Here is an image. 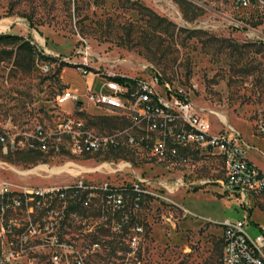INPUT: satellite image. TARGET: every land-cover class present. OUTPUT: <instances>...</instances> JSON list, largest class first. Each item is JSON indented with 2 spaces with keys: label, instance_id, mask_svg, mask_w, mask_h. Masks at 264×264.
<instances>
[{
  "label": "rangeland",
  "instance_id": "374dc122",
  "mask_svg": "<svg viewBox=\"0 0 264 264\" xmlns=\"http://www.w3.org/2000/svg\"><path fill=\"white\" fill-rule=\"evenodd\" d=\"M0 33L24 37L0 41V133L6 137L0 179L15 188L79 180L139 183L147 191L141 207L117 213L123 232L113 233L109 220L101 223L99 235L111 250L99 261L117 258L140 223L142 264H220L222 223L244 216L238 197L223 191L220 157L190 147L178 158L159 159L125 139L116 147L88 149V135L115 133L127 124L107 107L88 103L85 94L106 81L95 74L149 79L160 72L213 129L234 134L264 172L263 10L234 0H0ZM47 60L53 62L49 72L41 67ZM67 88L84 101L79 107L72 100L58 103ZM68 118L82 123L77 139L61 129ZM126 214H132L128 221ZM41 217L14 221L38 224ZM251 219L264 225L259 205ZM247 230L260 232L255 224ZM11 237H3L5 252ZM29 247L20 256L24 264H45L50 249L35 236Z\"/></svg>",
  "mask_w": 264,
  "mask_h": 264
},
{
  "label": "built area",
  "instance_id": "2783aa9c",
  "mask_svg": "<svg viewBox=\"0 0 264 264\" xmlns=\"http://www.w3.org/2000/svg\"><path fill=\"white\" fill-rule=\"evenodd\" d=\"M234 2L250 9L260 7L264 13V0ZM52 66L51 60L41 65L45 72ZM83 72L87 74L88 70ZM95 75L105 76L106 81L99 91L89 89L86 101L107 107L127 127L106 135L90 134L85 137L86 147L95 150L116 147L125 139L131 145L148 148L159 159L178 158L190 147L215 151L223 162V191L236 195L244 211L242 219H226L222 223L220 264H264V225L251 219L256 205L264 210V172L246 156L237 137L226 130L213 129L190 98L172 87L160 72H154L149 79L115 73ZM80 99L69 88L57 97L60 104L67 100L82 104L84 101ZM81 125L68 118L60 126L77 139ZM5 139L0 133V142ZM146 193L139 183L91 184L79 180L63 185L15 188L0 179V264H24L20 256L29 252L33 236L51 251L45 264H142L138 254L145 232L142 224L132 226L126 247L113 260L99 261L106 257L104 252L111 250L99 234L104 219L110 221L113 233L123 232L124 224L117 221V213L129 208L138 210ZM34 213L42 216L38 224L32 221L19 226L14 221L24 216L30 219ZM126 217L128 221L132 214ZM254 224L260 230L256 236L247 230ZM7 235L12 236L11 246L5 252L2 242Z\"/></svg>",
  "mask_w": 264,
  "mask_h": 264
},
{
  "label": "trees",
  "instance_id": "16d2710c",
  "mask_svg": "<svg viewBox=\"0 0 264 264\" xmlns=\"http://www.w3.org/2000/svg\"><path fill=\"white\" fill-rule=\"evenodd\" d=\"M18 39L24 40V37L18 34H14V33H0V41H11V40H18ZM24 42H25V46L28 49H30L31 51L34 50V46L31 43L26 42V41ZM46 58H49V56L46 55ZM221 243H222V238H221Z\"/></svg>",
  "mask_w": 264,
  "mask_h": 264
},
{
  "label": "water",
  "instance_id": "95a60500",
  "mask_svg": "<svg viewBox=\"0 0 264 264\" xmlns=\"http://www.w3.org/2000/svg\"><path fill=\"white\" fill-rule=\"evenodd\" d=\"M80 106V104H78V106L77 107H79Z\"/></svg>",
  "mask_w": 264,
  "mask_h": 264
}]
</instances>
